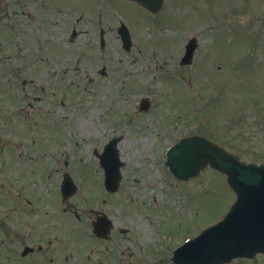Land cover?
Here are the masks:
<instances>
[{"label": "rangeland", "instance_id": "374dc122", "mask_svg": "<svg viewBox=\"0 0 264 264\" xmlns=\"http://www.w3.org/2000/svg\"><path fill=\"white\" fill-rule=\"evenodd\" d=\"M100 15L106 30L126 23L133 51L126 53L110 30L101 51ZM74 28L81 36L71 42ZM192 38L198 42L193 62L181 66L185 45ZM81 44L85 46L80 48ZM104 66L106 75H101ZM24 82L45 87L49 96L56 85L68 92L62 97L57 90L56 106L52 98L41 105L55 118H68L73 126L65 145L79 156H88L91 147L105 139V127H99L97 135L84 136L85 125L92 130L89 126L98 125L99 117L115 115L107 119L111 126L119 125L125 137V178L149 185L138 190L141 196L130 208L133 215L145 211L142 198L152 201L153 195L186 193L202 195L199 211L208 217L223 209L234 194L226 178L209 170L182 191L168 170L159 167L162 146L165 136L185 129L206 136L243 161L264 162V0H164L155 16L123 1L0 0V89ZM143 98L151 103L147 112L138 109ZM28 101L39 107L40 103ZM26 103L17 89L1 103L0 130L5 122L10 129L0 132L1 146L6 145L1 140H9L12 147L19 142L22 114L29 112ZM17 153L0 154L1 171L22 162L15 161ZM91 178L97 179L93 172ZM163 186L168 195L161 191ZM13 194L17 197L16 191ZM3 200L2 193L0 210ZM98 261L93 255L91 264Z\"/></svg>", "mask_w": 264, "mask_h": 264}, {"label": "flooded vegetation", "instance_id": "af4514ba", "mask_svg": "<svg viewBox=\"0 0 264 264\" xmlns=\"http://www.w3.org/2000/svg\"><path fill=\"white\" fill-rule=\"evenodd\" d=\"M99 25L101 38L100 21ZM83 34L87 35L88 30ZM80 36L81 31L75 32L71 40ZM79 52L85 60L86 52ZM106 70L104 66L100 73L106 75ZM58 88L56 85L51 89L50 96L41 85H3L0 89L3 96L0 105L8 100L10 91L17 89L29 108L27 114H22L17 145L12 147L9 140H1L6 145H0V154L18 151L15 161L22 159L21 163H13V167L0 170V195L4 196L0 210V264H91L93 255L99 257L98 264H197L198 252L193 244H188L202 233L203 220L211 219L199 211L201 196L178 193L171 197L166 191L163 194L168 197L153 195L148 204L150 209L143 215H140L143 212L133 215L130 208L141 196L137 188L139 179L127 180L123 176L117 190L110 192L99 159L105 146L117 139L121 170L126 171L127 161L122 156L125 137L120 134L119 125L111 126L107 119L115 115L99 117L98 125L89 126L92 130L85 125L84 136L97 135L99 127H105V139L99 146H92L88 156H79L74 148L65 145L72 125L68 118H55L41 105L52 98V105L56 106ZM60 91L62 97L68 94L66 90ZM28 100L40 103L39 107H33ZM5 123L0 130L3 134L10 130L9 122ZM165 138L169 142L175 136ZM29 152L33 155L27 157ZM91 172L97 179L91 178ZM69 177L77 190L64 197L62 184ZM261 263L264 264V254L225 264Z\"/></svg>", "mask_w": 264, "mask_h": 264}, {"label": "water", "instance_id": "95a60500", "mask_svg": "<svg viewBox=\"0 0 264 264\" xmlns=\"http://www.w3.org/2000/svg\"><path fill=\"white\" fill-rule=\"evenodd\" d=\"M136 1L152 12H157L163 2V0ZM126 40L130 42L129 37H126ZM194 44V41H192L189 45L187 62L192 58L195 49ZM181 146H184L183 148L186 151L175 153L173 170L176 175L186 178L198 176L200 171L207 169L208 165L226 174L230 186L239 196L238 201L251 203L249 208L254 211L252 215L257 218L254 226L257 230H264V165L256 166L240 163L237 157L225 152L205 138H190L184 140ZM261 234L264 235V232H261Z\"/></svg>", "mask_w": 264, "mask_h": 264}]
</instances>
